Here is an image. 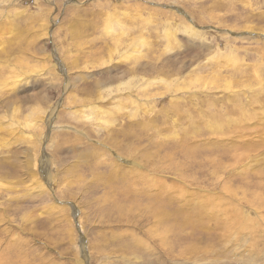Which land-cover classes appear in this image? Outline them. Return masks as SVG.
<instances>
[{
    "label": "rangeland",
    "instance_id": "1",
    "mask_svg": "<svg viewBox=\"0 0 264 264\" xmlns=\"http://www.w3.org/2000/svg\"><path fill=\"white\" fill-rule=\"evenodd\" d=\"M0 264H264V0H0Z\"/></svg>",
    "mask_w": 264,
    "mask_h": 264
},
{
    "label": "bare ground",
    "instance_id": "2",
    "mask_svg": "<svg viewBox=\"0 0 264 264\" xmlns=\"http://www.w3.org/2000/svg\"><path fill=\"white\" fill-rule=\"evenodd\" d=\"M246 4H250L248 1H246ZM127 10V9H126ZM179 11H181L182 12V10L181 9H179ZM120 12H118V13H114L113 14V16L110 18V16H109V18H110V21H109V23H114L115 21H116V19H118V14H119ZM123 14L124 15H127V11H125V12H123ZM118 21V20H117ZM116 21V22H117ZM117 23H119V21L117 22ZM169 25V24H168ZM193 32H197L196 30H194ZM173 34L174 35H177L176 34V30H166V32H165V38H166V42H173L174 41V39H175V37L173 36ZM121 39V37L120 36H118V40H120ZM134 40L135 41H137V43H138V48L135 50V52L137 53V56H140L141 58L142 57H144V54H143V51L141 50L142 49V47L143 46H146V41L143 39V38H140V37H137V38H134ZM216 66V65H215ZM122 67V65H117V68H121ZM146 83H150V84H152V82L151 81H146V82H144V84H146ZM135 98H137V99H141L140 97H135ZM171 98H173V97H171ZM184 97H177L176 99H171V101H170V104L171 105H174V109H176V110H178V106H177V104L178 103H180L181 102V99H183ZM150 99V100H149ZM149 99H146L147 101L146 102H148V103H151L152 101H156V100H161V98L160 97H149ZM120 158H122V157H120ZM167 232H168V230H165L163 233H162V231H161V233H162V238H164L165 240H167L168 239V235L169 234H167Z\"/></svg>",
    "mask_w": 264,
    "mask_h": 264
}]
</instances>
